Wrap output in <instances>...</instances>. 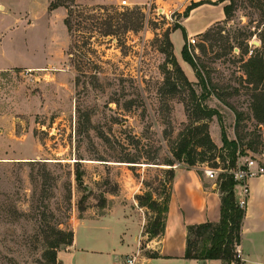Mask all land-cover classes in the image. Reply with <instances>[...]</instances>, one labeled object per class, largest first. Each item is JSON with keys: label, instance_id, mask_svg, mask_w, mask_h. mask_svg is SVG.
I'll use <instances>...</instances> for the list:
<instances>
[{"label": "rangeland", "instance_id": "rangeland-1", "mask_svg": "<svg viewBox=\"0 0 264 264\" xmlns=\"http://www.w3.org/2000/svg\"><path fill=\"white\" fill-rule=\"evenodd\" d=\"M127 1L0 0V264H61L67 246L57 240L68 235L59 230L75 233L110 212L100 229L79 234L118 236V201L135 197L146 226L154 213L136 196L150 190L163 198L169 168L204 174L209 165L218 168V181L224 162L207 146H198L196 163L176 156L191 131L223 145L217 116L191 125L188 110L197 100L220 111L238 159L264 150V122L254 115L245 67L263 50L264 0H225L228 18L188 36L196 39L191 49L208 82L206 98L194 69L181 67L191 87L164 52L191 1ZM73 4L105 20L121 12L136 27L107 36L81 27L69 32L64 19ZM183 40L176 30L171 41L179 57ZM78 167L85 188L76 181Z\"/></svg>", "mask_w": 264, "mask_h": 264}, {"label": "crops", "instance_id": "crops-1", "mask_svg": "<svg viewBox=\"0 0 264 264\" xmlns=\"http://www.w3.org/2000/svg\"><path fill=\"white\" fill-rule=\"evenodd\" d=\"M190 1L191 4L201 0ZM212 1L193 8L189 16L179 22L188 36L200 34L214 23L226 19L225 0ZM176 30L172 31L171 40ZM184 43L183 40L182 46L180 44V57L177 53L175 56L181 67L191 72V65L182 58ZM249 186L250 196L239 247L245 264H264V175L249 179ZM137 187L141 189L142 182ZM236 190L239 191V187ZM116 203L121 207L124 221L121 234H79L82 229H100L102 218L111 212L101 219L81 224L75 228L73 243L60 251L61 264H119L130 255L136 256L135 264H225L222 259L203 260L185 256L188 226L218 222L221 218V194L215 178H209L195 168H177L165 232L156 237L145 234V213L138 212L141 209L137 210L135 197L132 203Z\"/></svg>", "mask_w": 264, "mask_h": 264}, {"label": "trees", "instance_id": "trees-1", "mask_svg": "<svg viewBox=\"0 0 264 264\" xmlns=\"http://www.w3.org/2000/svg\"><path fill=\"white\" fill-rule=\"evenodd\" d=\"M205 0L198 2H192L185 10L184 16L188 17L190 11L205 3ZM59 4L51 3L52 9L58 7ZM67 16L64 19V23L67 26L69 32H73L75 27L84 28L89 31H97L102 35H113L122 32L123 30H134L136 27L135 20L126 16L124 18L119 17L118 12L116 14L109 15L107 20L103 19L101 15L85 14L84 9H75L74 4L67 6ZM100 9L108 10L107 6H101ZM231 5H226L224 10L226 17L231 14ZM79 17V18H78ZM74 18L76 21L73 22ZM78 19V20H77ZM180 28L183 31L185 43L182 48V58L195 71V75L198 78V83L201 84L203 92L200 95L202 98H206L209 95L207 90L208 82L203 74L199 71L196 56L192 50L188 48V34L185 28L181 24H176L173 30ZM208 34V33H207ZM167 43L169 49L164 50L166 53V61L170 63L177 72H179L188 85L192 82L186 76L184 70L179 65L175 53L174 45L167 35ZM263 50L250 57L245 62L247 80L253 85V110L255 117L264 122V36L262 38ZM171 73V72H169ZM207 92V93H206ZM194 98H199L196 90L192 88ZM189 118H192L191 125L199 123L205 119L217 116L221 125L222 135V147H218L211 139L209 134L199 136L197 131H191V134H186L184 138L179 142L177 147L176 156L186 161H198V146H207L209 152H213L212 158H219L224 162L223 169L218 176V185L221 194V218L218 222H206L197 225L188 226L187 234V246L185 256L187 258L197 259H222L225 264H237L236 258V245L241 243L242 239V225L245 217V208H240L236 202L235 186L236 180L234 175L229 172L234 168L237 163L238 142L235 139H230L226 133V129L223 125L222 115L216 108H212L204 104L201 100H197L196 105L192 110H188ZM194 132V133H193ZM202 150V153H205ZM203 161V160H202ZM129 163H139L135 160H127ZM168 165H175L173 162L166 163ZM168 185H165V191L163 198H156L155 194L147 190L141 194H137L136 199L141 207H146L154 215H152L146 224V233L151 237H156L165 232L166 218L169 211V204L172 196L173 180L175 177L174 168H169ZM76 181L78 185L85 188L83 172L78 167L76 169ZM145 185H149L144 181ZM59 233L68 235L67 238H61L57 240V245L64 243L66 246L71 245L74 239V231L59 230ZM53 262H56V254L52 257Z\"/></svg>", "mask_w": 264, "mask_h": 264}, {"label": "built area", "instance_id": "built-area-1", "mask_svg": "<svg viewBox=\"0 0 264 264\" xmlns=\"http://www.w3.org/2000/svg\"><path fill=\"white\" fill-rule=\"evenodd\" d=\"M127 0H122V4H127ZM196 39L190 37L188 39V48L191 51V47L195 45ZM204 174L209 178H216L218 175V168L210 167L209 165L204 166ZM234 175L236 180L235 196L237 205L240 208H246L248 198L250 196L249 179L264 175V150L259 155L250 154L246 157L242 156L237 160L236 166L229 170ZM239 187V191L236 188ZM236 258L238 259L237 264H245L242 251L239 244L236 245ZM136 256H127L119 264H135Z\"/></svg>", "mask_w": 264, "mask_h": 264}, {"label": "water", "instance_id": "water-1", "mask_svg": "<svg viewBox=\"0 0 264 264\" xmlns=\"http://www.w3.org/2000/svg\"><path fill=\"white\" fill-rule=\"evenodd\" d=\"M255 43H257V44H260V42H258V41H254ZM148 236H150V234H148Z\"/></svg>", "mask_w": 264, "mask_h": 264}]
</instances>
